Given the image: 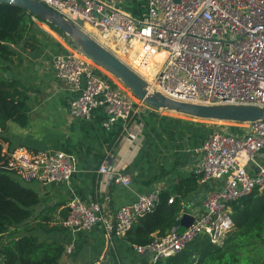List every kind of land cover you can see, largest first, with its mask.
I'll use <instances>...</instances> for the list:
<instances>
[{
	"label": "built area",
	"instance_id": "built-area-1",
	"mask_svg": "<svg viewBox=\"0 0 264 264\" xmlns=\"http://www.w3.org/2000/svg\"><path fill=\"white\" fill-rule=\"evenodd\" d=\"M41 1L84 27L153 88L172 98L264 105V0H148L143 19L104 0ZM79 17L87 25L77 21ZM99 67L75 47L54 57L55 76L77 91L71 114L89 117L100 106L107 113L105 126L119 119L128 121L147 104L103 76ZM234 124L245 128L244 134L215 129L198 149L202 180L222 181L205 196L203 210L191 213L194 220L188 227L174 225L167 234L135 245L138 252L152 255V264L180 251L201 233L222 244L234 227L231 202L264 188V119ZM125 129V139L137 138L135 131ZM2 155L3 166L25 182L67 181L76 168L75 157L62 150L3 146ZM250 165L258 169L251 171ZM99 171L125 185L132 181L109 156ZM160 193L159 189L140 193L113 215L105 213L96 200L74 197L61 223L74 230L101 223L106 233L124 236L139 217L153 210Z\"/></svg>",
	"mask_w": 264,
	"mask_h": 264
},
{
	"label": "crops",
	"instance_id": "crops-1",
	"mask_svg": "<svg viewBox=\"0 0 264 264\" xmlns=\"http://www.w3.org/2000/svg\"><path fill=\"white\" fill-rule=\"evenodd\" d=\"M104 1L138 19L148 12V0ZM39 25L44 31L39 33V47L17 49L23 62L16 58L12 71L22 83H27L24 89L30 107L28 121H9L6 129L0 128V135L8 139L3 141L6 148L25 145L72 154L76 168L67 181L37 182L35 189L42 200L35 207L33 221L55 227L51 233L37 232L64 244L60 264H152L150 253L138 252L125 236L106 233L101 223L92 229L64 227L61 221L69 212V200H96L105 213L113 215L123 205L135 201L140 193L159 189L182 199V214L199 213L207 193L219 188L222 181L202 180L198 149L213 130L228 125L149 105L141 106L128 121L119 119L110 127L104 125L107 113L100 106L93 108L89 117L73 116L71 101L77 91L58 79L53 68L54 57L70 47L51 25ZM99 69L106 74L103 68ZM126 127L137 133L136 139H125ZM107 156L120 172L130 175V185L99 171ZM249 169L256 171L258 167L250 165Z\"/></svg>",
	"mask_w": 264,
	"mask_h": 264
},
{
	"label": "trees",
	"instance_id": "trees-1",
	"mask_svg": "<svg viewBox=\"0 0 264 264\" xmlns=\"http://www.w3.org/2000/svg\"><path fill=\"white\" fill-rule=\"evenodd\" d=\"M35 16L25 8L0 2V128L6 129L9 121L25 124L29 118V104L25 84L13 76L16 58L23 62L17 46L36 50L40 45ZM52 28L57 26L49 22ZM99 72V71H98ZM107 77L113 82L106 74ZM114 83V82H113ZM116 85V83H114ZM230 131L236 132V127ZM0 135V259L3 264H60L65 249L62 242L38 233L53 232L43 221H33L35 207L42 197L37 189L20 180L18 174L5 168L3 141ZM171 194L161 192L160 199L145 215L139 217L124 235L134 245L151 242L155 235L167 234L174 225L184 228L180 215L183 203L180 197L169 202ZM234 227L226 234L222 244L201 233L183 249L161 257L155 264H264V188L254 189L231 202Z\"/></svg>",
	"mask_w": 264,
	"mask_h": 264
},
{
	"label": "water",
	"instance_id": "water-1",
	"mask_svg": "<svg viewBox=\"0 0 264 264\" xmlns=\"http://www.w3.org/2000/svg\"><path fill=\"white\" fill-rule=\"evenodd\" d=\"M0 2L21 6L33 15L53 23L68 36L73 47L111 73L116 79H119L135 97L143 100L151 107L161 110H173L206 120L232 123L264 119V105L252 103H195L178 100L164 94L153 88L144 77L98 42L84 27L41 0H0ZM77 21L87 25V21L81 17L77 18ZM6 75L11 78L13 76L12 70H8ZM193 220L194 216L185 212L181 218V224L188 227ZM4 261L5 257H2L0 264H3Z\"/></svg>",
	"mask_w": 264,
	"mask_h": 264
},
{
	"label": "rangeland",
	"instance_id": "rangeland-1",
	"mask_svg": "<svg viewBox=\"0 0 264 264\" xmlns=\"http://www.w3.org/2000/svg\"><path fill=\"white\" fill-rule=\"evenodd\" d=\"M38 21H37V24H38V27L39 28H42V27H40V25H39V22H46V23H48V21H43V20H39V19H37ZM49 24V23H48ZM50 25V24H49ZM57 32H59L60 33V35H62V37L66 40V43L69 45V47L70 48H73V45L71 44V42L69 41V39H68V36L62 31H59V30H56ZM17 49H24V47L23 46H17L16 47ZM19 61V60H18ZM13 66H14V64H13ZM101 68V67H100ZM104 70V72L106 73V75L109 77V78H113L115 81H116V83L117 84H119L122 88H124V89H128L126 86H124V84L121 82V81H119V79H116L114 76H112L111 75V73H109L108 71V73L106 72V70L105 69H103ZM19 71V70H18ZM16 75V74H15ZM20 75H21V72H20ZM21 77V76H20ZM22 78V77H21ZM25 83V82H24ZM25 84H27V83H25ZM129 90V89H128ZM130 91V90H129ZM131 92V91H130ZM132 93V92H131ZM133 94V93H132ZM137 98V97H136ZM208 121H212V122H214V123H220V124H226V125H228V126H222L221 125V127H219L220 129H226V130H228V129H231V127H234V123H232V122H224V121H215V120H208ZM230 125V126H229ZM236 127V132L237 133H240V134H244V132H245V128H242V127H238V126H235ZM218 128V127H217ZM218 128V129H219ZM20 177V176H19ZM20 180L21 181H23V182H25L21 177H20ZM37 182H39V181H33V182H25V184H27V185H29V186H31V187H34V188H36L37 186H38V183Z\"/></svg>",
	"mask_w": 264,
	"mask_h": 264
},
{
	"label": "bare ground",
	"instance_id": "bare-ground-1",
	"mask_svg": "<svg viewBox=\"0 0 264 264\" xmlns=\"http://www.w3.org/2000/svg\"><path fill=\"white\" fill-rule=\"evenodd\" d=\"M102 68V67H101Z\"/></svg>",
	"mask_w": 264,
	"mask_h": 264
}]
</instances>
